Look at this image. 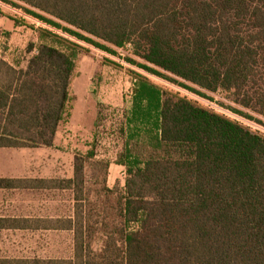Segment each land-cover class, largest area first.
Segmentation results:
<instances>
[{
	"label": "trees",
	"instance_id": "16d2710c",
	"mask_svg": "<svg viewBox=\"0 0 264 264\" xmlns=\"http://www.w3.org/2000/svg\"><path fill=\"white\" fill-rule=\"evenodd\" d=\"M18 1L80 41L108 52L102 43L129 45L157 69L142 67L149 72L163 71L197 94L188 86L233 91L240 106L264 116V0ZM36 33L24 70L0 60V147H50L71 117L83 49L49 30ZM156 110L148 152L139 159L126 142L118 155L124 190L105 191L116 195L119 220L99 224L98 251L85 246L77 211L84 160L94 157L95 142L76 158L73 179L60 184L71 187L76 201L67 226L74 232L71 264H264V134L168 91L160 92ZM120 132L125 136L123 127ZM19 183L0 179V187Z\"/></svg>",
	"mask_w": 264,
	"mask_h": 264
},
{
	"label": "rangeland",
	"instance_id": "374dc122",
	"mask_svg": "<svg viewBox=\"0 0 264 264\" xmlns=\"http://www.w3.org/2000/svg\"><path fill=\"white\" fill-rule=\"evenodd\" d=\"M27 10L52 19L18 0H0V23L3 21L9 23L11 22L9 20L14 19L20 21L19 26H22L19 32L13 30L8 32L0 27V31L8 33L4 35L3 32L0 37V60H4L16 70H24L34 55V52L29 53L28 50L31 45H38L36 31L40 28L76 43L83 49V53L78 55L75 62L77 74L72 81L71 91L74 93L77 81L86 80V85L83 84L81 89L87 95L91 93L92 104L91 106L87 104L85 110L87 114L92 113L95 121H98V128L95 129L96 122L91 129L61 125V137L57 147L62 151L67 149L70 154L82 158L93 149L95 142L94 157L84 160V192L80 195L82 203L79 202L77 205V211L85 222L82 231L85 246L90 245L94 251L102 247L104 229L99 224L119 220L116 211L113 210L116 195H109L105 191L111 189L119 195L124 190L126 170L116 164L118 155L126 142L139 159L142 158V154L148 152L144 143L147 141L146 137L154 136L156 133L158 113L156 99L160 97V92L168 91L186 97L203 108L264 134V116L259 114V110L240 106L238 101L241 98L233 91L219 90L210 93L189 85L188 87L201 93L197 94L181 86L180 83L183 82L180 80L171 81V78H167L170 76L163 71L158 70L164 75L159 76L142 68L146 65L156 69L133 56L129 45L115 48L102 43L112 52L101 50L63 30L47 25L29 15ZM139 77L147 84L140 83ZM146 97H149V100ZM89 118L90 115L87 116L88 121ZM122 127L125 129V136L120 132ZM4 197L7 200L14 197V202L6 204L1 213L6 215L22 213L16 193L10 192L8 195L6 193ZM45 198L49 202L46 214L65 217L73 215L74 205L72 202L70 204L69 192L48 193ZM27 226L30 227L27 230L0 229V264L72 263L74 232L66 230V224L29 223Z\"/></svg>",
	"mask_w": 264,
	"mask_h": 264
},
{
	"label": "crops",
	"instance_id": "0c3cea01",
	"mask_svg": "<svg viewBox=\"0 0 264 264\" xmlns=\"http://www.w3.org/2000/svg\"><path fill=\"white\" fill-rule=\"evenodd\" d=\"M11 22L0 23L5 30L21 31L22 26H16ZM8 31V32H9ZM4 32V31H3ZM6 33V32H5ZM82 80V81H81ZM75 83L76 89L72 92L75 100L68 126L91 129L95 124L92 113L87 114L85 107L92 104V95L86 94L81 86L86 85V80L81 79ZM90 115L89 121L87 116ZM88 121V122H87ZM66 124V125H67ZM61 127V126H60ZM60 127L54 137L53 145L50 147H0V179L19 181L10 188L0 187V229L27 230L29 223L35 224H66L74 221L75 218V194L71 187H61L60 184L68 183L74 176V165L76 155L70 154L67 149L60 150L57 143L60 141ZM82 134V133H81ZM119 166V165H118ZM63 170V171H62ZM69 192L70 204L72 202L73 215L67 217L60 215L46 214L49 202L45 196L48 193ZM16 193L21 204L22 213L6 215L1 213L6 204L14 202L7 200L4 195ZM73 196V197H72ZM72 198V201H71ZM74 198V199H73ZM17 200V201H18ZM66 226V230L72 232ZM44 230H55L49 227H37Z\"/></svg>",
	"mask_w": 264,
	"mask_h": 264
}]
</instances>
